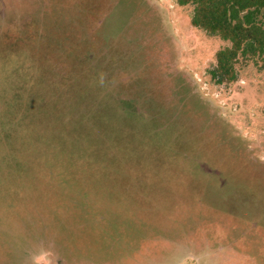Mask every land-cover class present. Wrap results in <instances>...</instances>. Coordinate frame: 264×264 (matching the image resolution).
<instances>
[{
    "label": "rangeland",
    "instance_id": "obj_1",
    "mask_svg": "<svg viewBox=\"0 0 264 264\" xmlns=\"http://www.w3.org/2000/svg\"><path fill=\"white\" fill-rule=\"evenodd\" d=\"M191 14L176 0H0V264H264V67L240 61L216 84L226 42ZM31 98L44 125L3 116ZM15 161L70 166L89 215L33 214Z\"/></svg>",
    "mask_w": 264,
    "mask_h": 264
},
{
    "label": "trees",
    "instance_id": "obj_2",
    "mask_svg": "<svg viewBox=\"0 0 264 264\" xmlns=\"http://www.w3.org/2000/svg\"><path fill=\"white\" fill-rule=\"evenodd\" d=\"M176 1L181 6H192L190 22L194 27L203 30L210 36L218 37L226 42L224 46L216 51L215 63L207 71L216 84L235 81L238 75L236 65L240 61L244 63L251 61L260 67H264V0ZM41 83H43V80ZM12 91L13 95L15 94V101H18V95H16L18 93L15 90ZM52 91L53 90L49 87L45 89V93L47 94ZM54 93L55 97L53 99H55V102L57 97L65 96V91L62 88L54 91L52 94ZM35 100H37V98H31L25 102H14L9 99L3 108L5 113L3 114L2 110L1 112L4 117L8 116V119H17L18 124H21V120L24 119L28 127L29 123L44 125L47 122L49 106L43 105L45 106L46 114L39 115L33 108ZM56 106V110L61 112L67 108L64 103L56 104ZM21 108L27 112V114L23 115V118L18 114ZM34 113H36V115L33 122L32 119L27 117L29 114L34 115ZM64 116L68 115L64 114ZM69 123L75 124L77 122H73L69 118ZM58 127L63 128L62 124H59ZM58 127H56L57 133L55 136L58 138H65V140L67 137L71 138V133L69 135V131L65 132V130L62 129V133L59 131ZM14 129H18V126ZM23 134L25 137V139L23 137L24 144H26L27 149H29V147L32 149L33 145L31 152L41 153L42 151L40 150L43 147H38L35 138H29L27 131H23L22 135ZM57 137L54 139L58 142L59 139ZM15 138L16 137H12L11 140L14 142L16 140ZM5 166L6 163L1 160L0 170L3 171ZM33 166L34 162L32 161H25L24 164L15 161V168L13 169H10L9 165H7L9 169L7 177L24 179L25 184L22 186L24 195L23 200H27L28 206H30L28 208L32 212L34 211L33 214L40 215L42 210L48 218L59 223H62L63 218H66L70 213L77 220L84 217V215H89V207L86 202L88 196H85L83 190H80L81 185L78 186L75 193L72 183L68 181L70 177L65 175H70V166L62 167V165H60L59 167H53L51 163L46 167L44 172L42 171V174L36 172ZM19 167H24V170H21ZM40 175L44 177H40ZM0 177H4V175L0 173ZM128 178L129 180H120L118 182L123 183L131 189L136 188L138 180L133 177ZM0 227V231L6 230L1 225ZM1 238H3V236L0 235V239ZM3 245L4 243L1 242L0 247H3Z\"/></svg>",
    "mask_w": 264,
    "mask_h": 264
}]
</instances>
